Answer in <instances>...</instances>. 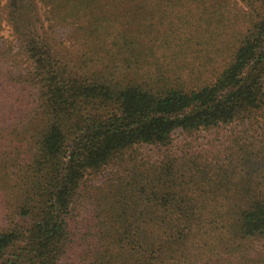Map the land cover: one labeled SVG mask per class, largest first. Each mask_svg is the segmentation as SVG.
<instances>
[{"label":"trees","instance_id":"trees-1","mask_svg":"<svg viewBox=\"0 0 264 264\" xmlns=\"http://www.w3.org/2000/svg\"><path fill=\"white\" fill-rule=\"evenodd\" d=\"M0 264H264V0H0Z\"/></svg>","mask_w":264,"mask_h":264},{"label":"rangeland","instance_id":"rangeland-1","mask_svg":"<svg viewBox=\"0 0 264 264\" xmlns=\"http://www.w3.org/2000/svg\"><path fill=\"white\" fill-rule=\"evenodd\" d=\"M2 37L8 39H14L11 26L9 24L5 25V28L2 32ZM235 127L227 126L222 128H216L211 131L203 130L195 135H186L181 131V129H177L173 133V144L174 150H179L186 143L189 147L194 146L198 150H210L214 151L215 148H221L222 145L227 144V140L235 132ZM141 151L148 154V156L152 155L154 158L156 157V150L151 146H143L141 147Z\"/></svg>","mask_w":264,"mask_h":264}]
</instances>
